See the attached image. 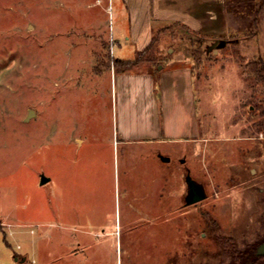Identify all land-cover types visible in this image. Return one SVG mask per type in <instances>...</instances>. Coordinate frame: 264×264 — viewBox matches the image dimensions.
Instances as JSON below:
<instances>
[{
	"label": "rangeland",
	"instance_id": "obj_1",
	"mask_svg": "<svg viewBox=\"0 0 264 264\" xmlns=\"http://www.w3.org/2000/svg\"><path fill=\"white\" fill-rule=\"evenodd\" d=\"M106 4L0 0V264L22 254L25 264L245 261L264 237V0H226L222 36L155 31L167 28L157 60L132 71L190 69L196 104L178 84L163 119L172 141L130 146L115 144L124 111L109 50L119 18ZM216 39L229 43L208 52ZM57 162L103 180L85 194L94 221L56 225ZM189 174L206 190L195 206L186 205ZM164 178L174 215L130 221L129 205L148 204Z\"/></svg>",
	"mask_w": 264,
	"mask_h": 264
},
{
	"label": "crops",
	"instance_id": "obj_2",
	"mask_svg": "<svg viewBox=\"0 0 264 264\" xmlns=\"http://www.w3.org/2000/svg\"><path fill=\"white\" fill-rule=\"evenodd\" d=\"M106 5L104 10L117 11L119 18V27L116 30L114 41L115 46L117 44L118 47L112 45L109 50L113 61L135 59V56L143 52L152 42L158 28L180 24L199 34L216 36L224 35L229 29L226 0H107ZM238 41L235 42L238 43ZM133 69L118 72L119 75L113 74V71L111 73V79L115 76V79L119 80L121 105L123 106L122 111H124L122 123L117 130L116 138L118 139L115 144L118 142V145L122 143L130 146L137 143L162 144L172 141L165 138L163 132V119L167 117L169 97L176 93V86L179 84L180 89L178 90L190 94L191 103L195 106L193 73L190 69L179 67L170 70L163 69L158 75L150 69L143 72H134ZM193 137L194 140L199 139L197 138L199 136ZM74 139L79 145L84 142L78 137ZM61 163L63 162H57L51 179L54 189V219L56 225H59L62 230H69L75 229L79 224L80 219L75 216L87 217L89 221H94L96 211L91 210V207L87 205L89 202L85 199V194L98 189L95 183L102 187L104 184L101 179L94 182L92 176L89 175L90 179L83 176V171L79 166L67 165L64 167ZM87 174L90 173L87 172ZM104 176L102 177L104 178ZM188 176L191 177V174ZM166 181L164 178L157 190L154 189L152 199L149 194V203L144 207L129 205L127 216L130 221L132 216L145 222L149 217L158 220L174 215L175 208L172 201L164 202L163 194L168 187ZM201 185L204 187L203 184ZM188 188L187 183L185 197L188 195ZM186 205L177 206L179 213ZM90 214L93 216L91 217ZM146 240L147 237H143L141 230L137 243L142 246ZM166 241L169 240L166 239ZM131 245H133L132 242ZM19 258H22L19 264H23L27 260L25 254L15 255L16 263ZM32 262L35 264V260Z\"/></svg>",
	"mask_w": 264,
	"mask_h": 264
},
{
	"label": "trees",
	"instance_id": "obj_3",
	"mask_svg": "<svg viewBox=\"0 0 264 264\" xmlns=\"http://www.w3.org/2000/svg\"><path fill=\"white\" fill-rule=\"evenodd\" d=\"M176 27H181L183 30H185V31H187L189 33L190 32H193L194 33L193 30L188 29L185 26H182L180 24H174L169 29L172 30V29H174ZM166 30H167V28H165L164 30H159L157 32V34L153 36V38L151 40L152 42L149 44V46L145 50H143V52L138 53L135 56V59H133V60H127V61H117L116 64H115V67H117V65L119 67H121V69H120L119 72L127 71V70L133 69V68H137L138 66H141L144 62L149 63V62H153V61L157 60L156 55L158 53L159 46H160V44L162 42L161 41V38H162L163 34H165V31ZM195 35H200V34H198L196 32ZM217 40L218 39L214 40L213 42H215ZM227 41L229 42V40H227ZM260 79L264 82V69H263V73H260ZM262 124H264V121H262ZM262 129H264V128H262ZM221 241L224 242L225 245L228 246V244L230 243L231 239L230 238H227L226 239V238L221 237ZM254 252H255V249H252L251 254H250V258L252 257V255H253ZM248 259H246V260H248ZM238 261H239V263H245L244 260H238ZM25 263H23V264H25Z\"/></svg>",
	"mask_w": 264,
	"mask_h": 264
},
{
	"label": "water",
	"instance_id": "obj_4",
	"mask_svg": "<svg viewBox=\"0 0 264 264\" xmlns=\"http://www.w3.org/2000/svg\"><path fill=\"white\" fill-rule=\"evenodd\" d=\"M227 42H228L227 40H217L213 42L212 45L208 47V52L213 47L215 48L214 51L216 49H220L224 47L225 45H227ZM32 114L33 112H30L28 118H31ZM169 160H170L169 158H164V161H169ZM48 181L49 179L43 176L41 179V184H45ZM186 183H188V187H189L188 195L186 197L187 205H195L196 203L201 202L206 199V193H205L204 187L201 184L194 182L190 176L186 178ZM263 252H264V243L259 249V253H263Z\"/></svg>",
	"mask_w": 264,
	"mask_h": 264
},
{
	"label": "flooded vegetation",
	"instance_id": "obj_5",
	"mask_svg": "<svg viewBox=\"0 0 264 264\" xmlns=\"http://www.w3.org/2000/svg\"><path fill=\"white\" fill-rule=\"evenodd\" d=\"M264 243V237L260 240L257 246L254 247L255 252L253 253L252 257L248 260H245V263H229V264H264V252L259 253L260 247Z\"/></svg>",
	"mask_w": 264,
	"mask_h": 264
}]
</instances>
